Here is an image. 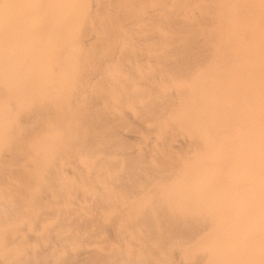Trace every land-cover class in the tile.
Instances as JSON below:
<instances>
[{"label":"rangeland","instance_id":"374dc122","mask_svg":"<svg viewBox=\"0 0 264 264\" xmlns=\"http://www.w3.org/2000/svg\"><path fill=\"white\" fill-rule=\"evenodd\" d=\"M212 1L215 3H212ZM252 1L253 0H217V2L215 0H0V90L3 92H0V164H4L3 166L0 165V168L2 167L1 169L4 168L0 172H5L0 174V196H2L0 197V204H2V200H5L2 206L0 205V237H3L2 240L0 238V260H3L0 261V264H9L10 262L12 264H17L20 259L21 262L18 264H153L156 259L157 263L155 261L154 264H264V135L262 130L264 81H262L258 64H250L244 61L247 51H245L243 47L244 42L251 40L253 37L255 26L252 27V20H255L257 25L262 21L261 13L254 18V12L252 10L249 11V9L252 8ZM142 2H144V4ZM153 3L156 4L154 5ZM209 3H212V6ZM88 5H90V7ZM141 5L144 6V10L142 9L143 11L140 12ZM192 6L194 7L192 8ZM149 7H152V9ZM4 8L6 10H4ZM216 8L221 11H217ZM138 12L140 13L138 14ZM184 13L186 15H184ZM212 13H215V15ZM142 14H144V16H142ZM89 15H91L92 18H90L91 16L88 17ZM161 16L162 18L166 16L167 19L166 17L163 18L166 19L164 21L162 18L159 19ZM170 17H174L175 19H171ZM215 17L216 19H214ZM179 18L183 20L181 21ZM213 23L216 24V27ZM151 25H154L152 27L155 29L152 28ZM148 26L151 28H147ZM209 26L210 29H208ZM137 28L140 30H137ZM158 28H160L159 30L161 31L157 30ZM151 29L153 31H151ZM132 31L134 32L133 34ZM157 31L160 34L157 33ZM189 31L192 32L191 35ZM198 31L201 32L199 33ZM161 32L164 37H162ZM195 32H198V34H195ZM143 33H146L144 34L145 36L142 35ZM141 35L143 37L140 38ZM202 36L203 38L201 39ZM126 38H130L131 40H129L131 42ZM124 39L129 43L126 42L122 44V41L125 42ZM210 40L213 41L211 42ZM127 43L129 45L132 43V46H129ZM136 43L139 46H137ZM204 43L207 45L206 47H204ZM208 43L212 48L209 47ZM121 46L123 47L121 48ZM127 46L131 47V49ZM135 46L138 47L137 50ZM139 47L144 53L139 51ZM124 50L125 52H123ZM129 50L133 51L129 52ZM127 51L130 53L129 55ZM202 52L203 54L205 52L208 53L203 55ZM123 53L124 56L122 57L124 59L121 57ZM135 53L138 54L135 55ZM140 54L143 55V57H139ZM202 57L205 59H202ZM141 58H145L143 59L144 61ZM116 59H118V61ZM126 60L127 64L131 63L130 66H126ZM199 60L204 62H200ZM116 63L118 65H116L117 67L115 66ZM120 63H122V65H119ZM109 64L110 66H108ZM194 66L195 68L193 69ZM119 67L121 70L119 69V71H117L116 69ZM131 68L133 71H131ZM157 68L159 71H157ZM190 69L193 72H190ZM166 71L168 75L165 73ZM187 71L188 73L184 76ZM108 72L109 74H106ZM120 73L124 75V77L122 76L121 78ZM189 73L194 74L191 75ZM87 77L89 80L86 79ZM108 78H113L115 81ZM105 79L108 80L107 84L109 85L106 84ZM186 79L188 80L185 81ZM168 81H170L171 84ZM193 81L196 82L194 83ZM183 82L187 83L185 84ZM188 82H190V84ZM102 83L104 86L101 85ZM191 83L194 84L191 85ZM93 84H97V86L94 85L95 90L93 89ZM188 84L193 86H189L191 87L192 93L190 88L185 86ZM48 85L51 90L47 87ZM91 85L93 87H91ZM102 86L104 88H102ZM123 86H125V89ZM130 86H136L137 88L135 89ZM120 87L122 89H120ZM131 88L134 91L130 90ZM165 88L166 90L169 88L171 89L166 92L161 91L163 89L165 90ZM47 89L49 91H47ZM73 89L75 91H72ZM99 89L100 92L98 91ZM116 89L118 92L122 93H118ZM106 90L109 91L107 92ZM52 91H54V93ZM143 91H146L145 94ZM154 92H156L155 95ZM160 92L163 95L160 94ZM102 93L104 94L102 95ZM111 93L113 95L115 93V95L111 96ZM62 94H64L65 97L64 101L62 100L64 99ZM135 94L142 95L145 98H141V96L139 101V95L136 97ZM149 95H152L151 98H149ZM77 96L80 97L77 98ZM108 97L110 98L108 99ZM135 97L138 98L137 101L141 104L136 101ZM103 98L108 99L104 102V105L102 101L104 100ZM69 101H71V103ZM114 101L116 103H114ZM75 103L77 106H75ZM37 106L39 108L43 107L40 110ZM82 106L84 108L86 106L85 111ZM88 106L90 110H92L93 107V111H90ZM105 106L108 108H104ZM66 107H68L69 110H66ZM115 107L118 108L115 109ZM110 108L112 109L108 110ZM168 108H170L171 111ZM96 109L100 110V112L99 110L96 111L97 114L95 112ZM112 110L114 114L115 110H117L116 114L119 116L114 115L111 112ZM67 111H70L72 115L67 113ZM32 112H35V115ZM50 113L52 114L49 118ZM57 114H59V116ZM102 114L103 116H101ZM112 116H114V118ZM23 117L25 120H23ZM38 117L39 119H37ZM41 118L45 119L41 120ZM115 118L117 121L114 122V120H116ZM119 118L120 121H118ZM89 120L92 124L89 123ZM85 121L88 122L83 124ZM95 121L96 123H94ZM108 121H110V124ZM97 123L101 126H96ZM159 123L160 125L164 123L165 128H161L164 126L161 125L160 127ZM165 123H167L168 126ZM233 123L235 124L233 125ZM19 124H21V126ZM219 125L223 126L220 127ZM155 126L159 131L158 129L156 130ZM15 127L20 129L17 128V130ZM39 128L44 131L42 132ZM102 128L107 129L106 133L108 132V134H104L105 130L102 131ZM178 129L179 131L181 130L183 134L177 132ZM31 130L37 131V133H35L38 135L36 136ZM12 131L14 132L12 133ZM80 132L81 134H79ZM159 132H166L167 134H158ZM92 133H97V135L99 133V135L93 134V136H96L94 138L92 137ZM83 134L85 136L90 134L89 136L92 140L89 136H83V139L80 138ZM162 134L165 136L162 137ZM101 135L103 137L100 138ZM72 136L77 137L74 138L73 142L70 141L73 139ZM20 138L22 141H25L22 142ZM85 138H87L86 142L83 141ZM108 138L110 140H108ZM194 138H196L195 140L198 142H195ZM216 138L218 140H216ZM103 140L104 148L101 144ZM70 142H72V144L76 143V145L71 147ZM95 142L101 144H98V146L101 147L100 150ZM193 142L197 143V145ZM87 145H92L88 148L90 150L87 149ZM214 145L217 146L214 147ZM193 146L196 152H193ZM195 146H198L197 149ZM65 147L70 150L67 154L66 152L68 150L65 152ZM78 147L82 149L84 153L80 151ZM74 149L77 150V153H79V151L81 153H76V155H82V158L80 156H75V158L77 157L79 160L77 161L78 163L75 162L77 159H75L73 155V153L76 152ZM109 150L111 152H109ZM7 151L8 154H2L7 153ZM57 151L62 154H57ZM200 151L204 153L201 155ZM63 153L66 154H64V158L61 156ZM194 153H197V155ZM16 154L18 155L15 156ZM70 154H72L73 157L69 156ZM186 154L187 156L193 155L191 156V160H189L190 156L187 159V156H185ZM3 155H5V157H3ZM97 155L98 157L95 159ZM179 155L183 159H181ZM68 156L70 159L66 158ZM103 156H106L107 159ZM184 156L186 157L185 159ZM24 157H26L25 159L27 160H25ZM102 157L104 159H102ZM72 158L73 161L75 160L74 162ZM94 159L95 162H93ZM111 159L114 160L112 161ZM17 160L20 163H18ZM22 160H25V163L24 161L22 162ZM61 160H64L61 162L64 166L61 165ZM87 160L93 165L90 163L86 164L88 163L86 162ZM184 160L189 161L185 162ZM80 162H82V164ZM99 162L103 167H100ZM184 162L187 163V165H185ZM59 163L64 169L60 165L58 167ZM106 163L108 164L107 166ZM114 163L115 165H113ZM10 164L14 167H11ZM28 164H31V167H38L40 164L41 168L39 165V168L35 167L33 170V167H28ZM80 164L82 167L87 165L85 168L89 165V169L81 168ZM94 164H98V166H94ZM15 165H19L17 166L19 168L15 167ZM21 165H23V167ZM77 165H80L79 170ZM110 165H112L111 168L114 169V171L109 168ZM48 167L51 168L49 169ZM101 168H103L102 171ZM94 169L96 171L97 169L100 170L99 172H95ZM14 170L18 172H14ZM176 170L179 172L177 173ZM62 171H64V173ZM79 171H81L80 173L82 176H84L86 172L88 177H90L91 173L94 171L98 175L97 179L99 177L97 181L103 179L97 182L95 173H92L94 178L92 176L89 179L87 176L83 178L80 176ZM19 172H22V174ZM106 172H108L107 174L109 175L105 174ZM71 173L78 177L76 178ZM100 173L103 175L101 176ZM42 174H45L47 179H45V175ZM23 175L26 179L29 178L30 182L29 179L26 180ZM49 175L50 177H48ZM53 175H55L54 177L56 178H54ZM7 177H11L12 179ZM57 178L59 181H55ZM64 178L65 180H63ZM92 178L93 180L91 181L90 179ZM31 179L36 184H34ZM86 180L89 184L91 183V186H89ZM60 181H62V185H60ZM24 182L28 184V187L25 185L27 188H25ZM85 182L88 184L89 190ZM15 185H17V187ZM33 185L34 188H32ZM45 185H48V187ZM55 187H57V189ZM90 187L93 189L92 191ZM22 188L25 189V192H23ZM26 189L30 194L32 193L31 190H35V192L30 196ZM7 190L9 191L7 192ZM82 190L85 192L84 194ZM254 190L255 192H253ZM87 191H90L89 194L86 193ZM53 194L57 195L54 196ZM13 195L17 197L15 196V198ZM54 197L56 199L55 202L53 199ZM7 198L11 200L9 202L10 204ZM27 198L28 200L30 199L29 201L31 204ZM90 199H93V201H90ZM227 199L229 200L227 201ZM11 202L16 204L19 209L17 207L16 209L14 207L15 205ZM57 202L59 204H57ZM66 202L68 203L64 205ZM61 203L63 204L61 205ZM48 204L51 205L52 209ZM55 204H57L56 206H58L59 209ZM70 204L73 205L74 208L70 207ZM78 204L80 207L77 206ZM223 205H225V210ZM27 207H30L32 211L30 209L28 210ZM63 207L67 208L64 210ZM12 208H15V210ZM25 208L27 209L24 212ZM59 210H61V212ZM63 212L67 213L65 214ZM69 212H71V214ZM15 213L18 214L15 215ZM57 213H61V215ZM31 214L33 216H31ZM28 215L31 216L30 219ZM25 216L26 218H24ZM228 216L230 220L227 218ZM15 217L17 219H15ZM69 218L71 220H69ZM261 218L263 221H261ZM25 219H29L32 222L28 220L25 221ZM58 219L60 222H58ZM64 219L66 221L68 220V222ZM18 221L20 224H24L20 226ZM61 221L63 223H61ZM26 223L30 227L28 225L25 226ZM56 223L58 225L52 226ZM59 223H61V226ZM15 224L19 227L15 226ZM205 224L210 231L205 228ZM45 225H47V227ZM70 225L71 227L75 226L72 228L73 230H70ZM199 225L204 226V228ZM218 226H221L220 229L217 228ZM10 227L13 229L15 228V231ZM49 227L51 229H48ZM52 227L55 229L57 228L56 231ZM122 227L123 229H121ZM153 227L155 230L152 229ZM176 227L178 229H176ZM215 228L217 229L215 230ZM221 228H224V230ZM24 229L26 231H24ZM58 229L61 230L64 236H60L61 233ZM135 229L142 232L138 233ZM21 230H23L22 232L25 235H23ZM83 230L87 231H84L86 234ZM177 230L178 232H176ZM4 231H6L7 234ZM67 231L69 233L71 232V234L69 235ZM190 231L191 234H188ZM75 232L79 236H75ZM9 233H12L11 235L14 236V238H12ZM206 233L210 235L213 233L214 237L211 236V238ZM192 234L195 235V237ZM191 235L193 236L192 238ZM57 236H59L60 239ZM84 236L85 238H83ZM66 237L69 238L66 239ZM209 237L210 239H208ZM16 238H18V240H16ZM20 238H22V240ZM7 239L8 242L6 241ZM17 243L20 249H18ZM197 243L200 245L198 246ZM196 244L197 246H195ZM10 246L13 249H11ZM26 246L29 247V249ZM194 247L198 248V250ZM15 248L18 250L16 251ZM6 249L8 250L6 251ZM206 249L208 252H205ZM226 250L228 251L226 252ZM196 251L198 253L200 251L202 254H197ZM19 252L23 253L20 255ZM176 252L178 254H176ZM26 254L28 259L25 257ZM16 255H19V257L14 259ZM8 257L13 259L8 261L6 260ZM225 260L228 261L226 262Z\"/></svg>","mask_w":264,"mask_h":264},{"label":"bare ground","instance_id":"6f19581e","mask_svg":"<svg viewBox=\"0 0 264 264\" xmlns=\"http://www.w3.org/2000/svg\"><path fill=\"white\" fill-rule=\"evenodd\" d=\"M91 1H93V0H91ZM117 1H118V0H117ZM164 1H165V0H164ZM199 1H200V0H199ZM210 1H211V0H210ZM215 1L217 2V0H215ZM250 1H251V0H250ZM69 2H70V1H69ZM108 2H109V1H108ZM162 2H163V1H162ZM205 2H206V1H205ZM252 2H253V4H252V8L249 9V11L252 10V11L254 12V13H253V17H254V18H256L257 15H258L259 13H261V15H262L261 20H262V21H261L260 24L257 25V24L255 23V20H252V27L255 26V31L253 32V37L251 38V40H247V41H245L244 44H243L244 50L247 51V54H246V56L244 57V61L247 62V63H250V64H252V63H254V64H258V68H259V72H260V75H261L262 81H264V0H253ZM97 3H98V2H97ZM142 3L144 4V2H142ZM207 3H208V2H207ZM212 3H215V2L212 1ZM212 3H211V4H212ZM71 4H72V3H71ZM88 4H90V3H88ZM149 4H150V3H149ZM149 4H148V5H149ZM153 4H154V3H153ZM155 4H156V3H155ZM155 4H154V5H155ZM209 4H210V3H209ZM211 4H210V5H211ZM91 5H92V3H91ZM154 5H153V6H154ZM197 5H198V4H197ZM197 5H196V6H197ZM219 5H220V4H219ZM69 6H70V5H69ZM88 6L90 7V5H88ZM141 6H142V7L140 8V9H141L140 12L144 10V9H143L144 6H143V5H141ZM149 6H150V5H149ZM203 6H204V5H203ZM211 6H212V5H211ZM215 6H216V4H215ZM33 7H34V6H33ZM193 7H194V6H192V8H193ZM242 7H243V6H242ZM9 8H10V7H9ZM87 8H88V7H87ZM107 8H108V7H107ZM149 8L152 9V7H149ZM149 8H148V9H149ZM153 8H154V7H153ZM190 8H191V7H190ZM37 9H38V8H37ZM142 9H143V10H142ZM154 9H155V8H154ZM154 9H153V10H154ZM4 10H6V9L4 8ZM64 10H65V9H64ZM91 10H92V9H91ZM181 10H182V9H181ZM208 10H209V9H208ZM210 10H211V9H210ZM216 10H217V8H216ZM216 10H215V11H216ZM219 10H220V9H219ZM219 10H217V11H219ZM85 11H86V10H85ZM88 11H89V10H88ZM147 11H148V10H147ZM186 11H187V10H186ZM186 11H185V13H187ZM212 11H214V10H212ZM212 11H211V12H212ZM220 11H221V10H220ZM220 11H219V12H220ZM6 12H7V11H6ZM140 12H138V14H139ZM181 12H183V11H181ZM1 13H2V12H1ZM3 13H4V12H3ZM66 13H67V12H66ZM88 13H90V12H88ZM104 13H105V12H104ZM160 13H161V12H160ZM185 13H184V15H186ZM190 13H191V11H190ZM217 13H218V12H217ZM250 13H251V12H250ZM9 14H10V13H9ZM13 14H14V13H13ZM58 14H59V13H58ZM112 14H113V13H112ZM138 14H137V15H138ZM209 14H211V13H209ZM212 14H213V13H212ZM218 14H219V13H218ZM103 15H104V14H103ZM187 15H188V13H187ZM190 15H191V14H190ZM203 15H204V14H203ZM213 15H215V13H214ZM90 16H91V15H89L88 17H90ZM140 16H141V15H140ZM142 16H144V14H142ZM177 16H178V15H177ZM194 16H195V15H194ZM205 16H207V15H205ZM208 16H210V15H208ZM211 16H212V15H211ZM217 16H218V15H217ZM235 16H236V15H235ZM9 17H10V16H9ZM27 17H28V16H27ZM100 17H102V16H100ZM133 17H134V16H133ZM165 17H166V16H165ZM165 17H163V18H165ZM241 17H242V16H241ZM90 18H92V16H91ZM130 18H131V17H130ZM160 18H162V16L159 17V19H160ZM163 18H162L163 21L167 19V17H166V19H163ZM170 18L173 19L174 17H173V18L170 17ZM206 18H207V17H206ZM208 18H209V17H208ZM35 19H36V18H35ZM131 19H133V18H131ZM159 19H158V20H159ZM174 19H175V18H174ZM179 19H180L181 21L183 20V19H181V18H179ZM214 19H216V17H215ZM2 20H3V19H2ZM85 20H86V19H85ZM134 20H135V18H134ZM137 20H138V19H137ZM184 20H185V19H184ZM193 20H194V18H193ZM220 20H221V19H220ZM0 21H1V20H0ZM145 21H146V20H145ZM187 21H188V20H187ZM190 21H191V20H190ZM204 21H205V20H204ZM209 21H210V20H209ZM138 22H139V21H138ZM142 22H143V21H142ZM148 22H149V21H148ZM210 22H212V21H210ZM214 22H215V20H214ZM221 22H222V21H221ZM74 23H75V22H74ZM84 23H85V22H84ZM88 23H89V25H90V22H89V21H88ZM91 23H92V22H91ZM108 23H109V21H108ZM111 23H112V22H111ZM139 23H140V22H139ZM150 23H151V22H150ZM160 23H161V22H160ZM183 23H184V22H183ZM202 23H203V22H202ZM206 23H207V22H206ZM216 23H217V22H216ZM79 24H80V23H79ZM86 24H87V23H86ZM92 24H93V23H92ZM128 24H129V23H128ZM211 24H212V23H211ZM235 24H236V23H235ZM83 25H84V24H83ZM110 25H111V24H110ZM135 25H136V24H135ZM142 25H143V24H142ZM161 25H162V24H161ZM209 25H210V24H209ZM213 25L215 26L216 24L213 23ZM67 26H68V25H67ZM119 26H120V25H119ZM140 26H141V25H140ZM143 26H144V25H143ZM145 26H146V25H145ZM152 26H154V25H151V27H152ZM164 26H165V24H164ZM211 26H212V25H211ZM85 27H86V25H85ZM91 27H92V25H91ZM112 27H113V26H112ZM138 27H139V26H138ZM151 27H150V28H151ZM162 27H163V25H162ZM200 27H201V26H200ZM215 27H216V26H215ZM217 27H218V25H217ZM250 27H251V26H250ZM118 28H119V27H118ZM122 28H123V27H122ZM133 28H134V26H133ZM141 28H142V27H141ZM147 28H149V26H148ZM150 28H149V29H150ZM152 28H154V27H152ZM202 28H203V27H202ZM202 28H201V29H202ZM241 28H242V27H241ZM243 28H244V27H243ZM55 29H56V28H55ZM110 29H111V28H110ZM123 29H124V28H123ZM123 29H122V30H123ZM138 29H139V28H137V30H138ZM154 29H155V28H154ZM159 29H160V28H158L157 30H159ZM208 29H210V26H209ZM213 29H214V28H213ZM131 30H132V29H131ZM131 30H130V31H131ZM139 30H140V29H139ZM202 30H203V29H202ZM205 30H206V28H205ZM97 31H98V30H97ZM123 31H124V30H123ZM123 31H122V32H123ZM126 31H127V29H126ZM144 31H145V30H144ZM151 31H153V30L151 29ZM151 31H149V32H151ZM154 31H155V30H154ZM159 31H161V30H159ZM169 31H170V30H169ZM169 31H168V32H169ZM221 31H222V30H221ZM83 32H84V31H83ZM170 32H172V31H170ZM180 32H182V31H180ZM198 32L200 33L201 31H198ZM198 32H195V34H196V33L198 34ZM205 32H208V31H205ZM236 32H237V31H236ZM133 33H134V32L132 31V34H133ZM157 33H159V32L157 31ZM163 33H164V32H163ZM166 33H167V32H166ZM191 33H192V32L189 31V34H190V35H191ZM135 34H136V33H135ZM144 34H146V33H143L142 35H144ZM159 34H160V33H159ZM170 34H171V33H170ZM170 34H169V36H170ZM204 34H205V33H204ZM213 34H214V33H213ZM138 35H139V34H138ZM142 35L140 36V38L143 37ZM161 35H162V32H161ZM166 35H167V34H166ZM177 35H178V34H177ZM201 35H202V34H201ZM205 35H206V34H205ZM226 35H227V34H226ZM6 36H7V35H6ZM9 36H10V35H9ZM81 36H82V33H81ZM81 36H80V38H81ZM123 36H124V35H123ZM127 36H128V35H127ZM135 36H136V35H135ZM135 36H134V37H135ZM144 36H145V35H144ZM148 36H149V35H148ZM192 36H193V35H192ZM199 36H200V35H199ZM199 36H198V37H199ZM2 37H3V36H2ZM160 37H161V36H160ZM162 37H164V36L162 35ZM180 37H181V35H180ZM185 37H186V35H185ZM93 38H94V37H93ZM95 38H96V37H95ZM170 38H171V37H170ZM202 38H203V36L201 37V39H202ZM6 39H8V38H6ZM87 39H88V38H87ZM87 39H86V40H87ZM112 39H113V38H112ZM126 39H128V38H126ZM129 39H130V38H129ZM129 39H128V40H129ZM192 39H193V38H192ZM124 40H125V39H124ZM130 40H131V39H130ZM130 40H129V41H130ZM157 40H158V39H157ZM199 40H200V39H199ZM214 40H216V39H214ZM84 41H85V40H84ZM117 41H118V40H117ZM117 41H116V42H117ZM166 41H167V40H166ZM168 41H170V40H168ZM205 41H206V40H205ZM207 41H208V40H207ZM207 41H206V42H207ZM210 41H211V40H210ZM212 41H213V40H212ZM212 41H211V42H212ZM76 42H77V41H76ZM76 42H75V43H76ZM126 42H128V41H126V40H125V42L122 41V44H123V43H126ZM130 42H131V41H130ZM145 42H146V41H145ZM153 42H154V41H153ZM208 42H209V41H208ZM211 42H210V43H211ZM80 43H81V41H80ZM128 43H129V42H128ZM128 43H127V44H128ZM171 43H172V42H171ZM133 44H134V42H133ZM139 44H141V43H139ZM150 44H153V43H150ZM175 44H176V42H175ZM177 44H178V43H177ZM208 44H209V43H208ZM85 45H86V44H85ZM128 45H129V44H128ZM130 45L132 46V43H131ZM130 45H129V46H130ZM136 45H137V43H136ZM167 45H168V44H167ZM170 45H171V44H170ZM204 45H205V43H204ZM211 45H212V44H211ZM93 46H94V45H93ZM137 46H139V45H137ZM147 46H148V44H147ZM175 46H176V45H175ZM201 46H202V45H201ZM206 46H207V45H205L204 47H206ZM75 47H76V46H75ZM81 47H82V46H81ZM88 47H89V46H88ZM117 47H118V46H117ZM122 47H123V46H121V48H122ZM127 47H128V46H127ZM127 47H126V48H127ZM135 47H136V46H135ZM143 47H144V46H143ZM193 47H194V46H193ZM199 47H200V46H199ZM199 47H198V48H199ZM209 47H210V44H209ZM209 47H208V48H209ZM12 48H13V47H12ZM78 48H79V47H78ZM91 48H92V47H91ZM121 48H119V49H121ZM128 48L131 49V47H128ZM132 48H133V47H132ZM156 48H157V47H156ZM194 48H195V47H194ZM210 48H212V47H210ZM68 49H69V48H68ZM137 49H138V47H136V50H137ZM141 49H142V48H141ZM149 49H151V48H149ZM163 49H164V48H163ZM173 49H174V48H173ZM182 49H184V48H182ZM199 49H200V48H199ZM201 49H203V48H201ZM205 49H206V48H205ZM234 49H235V47H234ZM166 50H167V49H166ZM168 50H169V49H168ZM207 50H208V49H207ZM131 51H133V50H129V52H131ZM139 51H141V50H140V47H139ZM139 51H138V52H139ZM197 51H198V50H197ZM211 51H214V50H211ZM211 51H210V52H211ZM91 52H92V51H91ZM123 52H125V50H124ZM129 52L127 51L128 55L130 54ZM134 52H135V50H134ZM141 52H142V51H141ZM167 52H169V51H167ZM187 52H188V51H187ZM75 53H76V52H75ZM121 53H122V52H121ZM142 53H144V51H143ZM152 53H153V52H152ZM158 53H159V52H158ZM164 53H165V52H164ZM173 53H174V52H173ZM188 53H190V52H188ZM205 53H208V52H205ZM205 53L203 54V52H202L203 55H206ZM64 54H65V53H64ZM116 54H117V53H116ZM137 54H138V53H137ZM137 54L135 53V55H137ZM148 54H149V53H148ZM148 54H147V55H148ZM168 54H169V53H168ZM202 54H201V55H202ZM37 55H38V54H37ZM89 55H90V54H89ZM133 55H134V54H133ZM229 55H230V54H229ZM100 56H101V55H100ZM118 56H119V55H118ZM122 56H124V53H123V55H121V57H122ZM210 56H211V55H210ZM115 57H116V56H115ZM115 57H114V58H115ZM132 57H133V56H132ZM139 57H143V55L140 54ZM146 57H147V56H146ZM146 57H145V58H146ZM151 57H152V56H151ZM164 57H165V56H164ZM164 57H163V58H164ZM200 57H201V56H200ZM207 57H208V55H207ZM207 57H206V59H207ZM239 57H240V56H239ZM116 58H117V57H116ZM122 58H123V57H122ZM134 58H135V56H134ZM145 58H143V59H145ZM210 58H211V57H210ZM81 59H82V58H81ZM123 59H124V58H123ZM141 59H142V58H141ZM143 59H142V60H143ZM164 59H165V58H164ZM168 59H170V58H168ZM197 59H198V58H197ZM199 59H201V58H199ZM202 59H205V58L202 57ZM219 59H220V58H219ZM91 60H92V59H91ZM110 60H111V59H110ZM116 60L118 61V59H116ZM134 60H135V59H134ZM139 60H140V59H139ZM146 60H147V59H146ZM150 60H152V59H150ZM237 60H238V59H237ZM82 61H83V60H82ZM112 61H113V60H112ZM129 61H131V60H129ZM143 61H144V60H143ZM156 61H157V60H156ZM173 61H175V60H173ZM199 61H200V62H204V61H201V60H199ZM199 61H198V62H199ZM241 61H242V60H241ZM114 62H115V61H114ZM121 62H122V61H121ZM123 62H125V61H123ZM148 62H149V61H148ZM150 62H151V61H150ZM152 62H153V61H152ZM160 62H162V61H160ZM190 62H191V61H190ZM190 62H188V63H190ZM194 62H195V61H194ZM198 62H197V63H198ZM200 62H199V63H200ZM125 63L127 64V60H126ZM125 63H124V64H125ZM137 63H138V62H137ZM192 63H193V62H192ZM247 63H246V65H247ZM74 64H75V63H74ZM110 64H112V63H110ZM110 64H109L108 66H110ZM128 64H129V63H128ZM128 64H127L126 66H130L131 63H130L129 65H128ZM163 64H164V63H163ZM207 64H208V63H207ZM116 65H117V63L115 64V66H116ZM119 65H122V63H120ZM132 65H133V64H132ZM138 65H139V64H138ZM142 65H143V64H142ZM153 65H154V64H153ZM160 65H161V64H160ZM196 65H197V64H196ZM201 65H202V64H201ZM209 65H210V64H209ZM79 66H80V65H79ZM81 66H82V65H81ZM111 66H112V65H111ZM117 66H118V65H117ZM117 66H116V67H117ZM205 66H206V65H205ZM205 66H204V67H205ZM106 67H107V66H106ZM113 67H114V66H113ZM122 67H123V66H122ZM124 67H125V65H124ZM136 67H137V66H136ZM204 67H203V68H204ZM207 67H208V66H207ZM54 68H56V67H54ZM148 68H149V66H148ZM194 68H195V66L193 67V69H194ZM196 68H198V67H196ZM248 68H249V67H248ZM253 68H254V67H253ZM255 68H256V67H255ZM258 68H257V69H258ZM104 69H105V67H104ZM111 69H112V68H111ZM111 69H108V70H111ZM119 69H120V67H119L118 69H116V70L119 71ZM135 69H136V68H135ZM137 69H139V68H137ZM145 69H146V68H145ZM150 69H151V67H150ZM153 69H154V68H153ZM191 69H192V68H191ZM191 69H190V70H191ZM199 69H200V68H199ZM27 70H28V69H27ZM80 70H81V69H80ZM120 70H121V69H120ZM141 70H143V69H141ZM141 70H140V71H141ZM148 70H149V69H148ZM155 70H156V69H155ZM168 70H169V69H168ZM196 70H198V69H196ZM248 70H249V69H248ZM7 71H8V70H7ZM37 71H38V70H37ZM117 71H115V72H117ZM131 71H133L132 68H131ZM157 71H159L158 68H157ZM44 72H45V71H44ZM78 72H79V71H78ZM81 72H82V71H81ZM81 72H80V73H81ZM110 72H111V71H110ZM112 72H113V71H112ZM120 72H121V71H120ZM162 72H164V71H162ZM179 72H180V71H179ZM190 72H193V71L191 70ZM203 72H204V71H203ZM206 72H207V71H206ZM92 73H93V71H92ZM101 73H102V72H101ZM118 73H119V72H118ZM133 73H134V72H133ZM165 73L167 74V71H166ZM176 73H177V72H176ZM187 73H188V71L185 72V75H184V76H186ZM196 73H198V72H196ZM212 73H213V72H212ZM44 74H46V73H44ZM90 74H91V73H90ZM102 74H103V73H102ZM106 74H109V72L106 73ZM111 74H112V73H111ZM113 74H114V72H113ZM113 74H112V75H113ZM120 74H121V73H120ZM137 74H138V73H137ZM142 74H143V72H142ZM142 74H141V75H142ZM144 74H145V73H144ZM166 74H165V75H166ZM173 74H174V73H173ZM177 74H178V73H177ZM189 74H191V73H189ZM192 74H194V73H192ZM192 74H191V75H192ZM204 74H205V73H204ZM27 75H28V74H27ZM57 75H58V74H57ZM112 75H111V76H112ZM114 75H115V74H114ZM118 75H119V74H118ZM135 75H136V74H135ZM141 75H140V77H141ZM167 75H168V74H167ZM191 75H190V76H191ZM244 75H245V74H244ZM104 76H105V75H104ZM122 76L124 77V75L121 74V78H122ZM187 76H188V75H187ZM195 76H196V74H195ZM250 76H251V75H250ZM60 77H61V76H60ZM77 77H78V76H77ZM142 77H144V76H142ZM192 77H193V76H192ZM234 77H235V76H234ZM45 78H46V77H45ZM99 78H100V77H99ZM113 78H114V76H113ZM113 78H112V79L108 78V79L113 80ZM130 78H131V77H130ZM170 78H171V77H170ZM183 78H187V77H183ZM195 78H196V77H195ZM75 79H76V78H75ZM86 79L89 80L88 77H87ZM92 79H93V78H92ZM96 79H97V78H96ZM100 79H102V78H100ZM125 79H127V78H125ZM165 79H166V78H165ZM175 79H176V78H175ZM191 79H192V78H191ZM244 79H245V78H244ZM105 80H106V79H105ZM187 80H188V79H186L185 81H187ZM189 80H190V79H189ZM97 81H98V80H97ZM97 81H96V82H97ZM101 81H102V80H101ZM107 81H108V80H106V84H107ZM113 81H115V80H113ZM122 81H123V80H122ZM125 81H126V80H125ZM182 81H183V80H182ZM36 82H37V81H36ZM76 82H77V81H76ZM76 82H75V83H76ZM85 82H86V81H85ZM91 82H92V81H91ZM98 82H99V81H98ZM104 82H105V81H104ZM127 82H128V81H127ZM164 82H165V81H164ZM168 82H170V81H168ZM191 82H192V81H191ZM193 82L195 83L196 81H193ZM110 83H111V82H110ZM113 83H114V82H113ZM128 83H129V82H128ZM176 83H177V82H176ZM179 83H180V82H179ZM181 83H182V82H181ZM183 83L186 84L187 82H183ZM188 83L190 84V82H188ZM194 83H191V85L194 84ZM204 83H205V82H204ZM87 84H88V83H87ZM97 84H98V83H97ZM97 84H96V85L93 84V86H94V85L97 86ZM131 84H132V83H131ZM164 84H165V83H164ZM170 84H171V82H170ZM189 84H188V85H185V86H188V87L191 86V85H189ZM226 84H227V83H226ZM3 85H4V84H3ZM45 85H46V84H45ZM88 85H89V84H88ZM101 85H103V83H102ZM107 85H109V84H107ZM113 85H114V84H113ZM118 85H119V84H118ZM129 85H130V83H129ZM132 85H133V84H132ZM161 85H162V84H161ZM174 85H175V84H174ZM177 85H178V84H177ZM54 86H55V85H54ZM54 86H53V87H54ZM82 86H83V85H82ZM93 86L91 85V87H93ZM95 86H94V88H93L94 90H95ZM103 86H104V85H103ZM103 86H102V88H104ZM121 86H122V85H121ZM136 86H137V85H136ZM136 86H130V87H134V88L136 89V88H137ZM13 87H14V86H13ZM39 87H40V86H39ZM47 87L50 88L49 85H48ZM51 87H52V86H51ZM55 87H58V86H55ZM99 87H100V86H99ZM99 87H98V88H99ZM124 87H125V86H123V88H124ZM159 87H160V86H159ZM159 87H157V88H159ZM165 87H166V86H165ZM167 87H168V86H167ZM169 87H170V86H169ZM171 87H173V86H171ZM191 87H193V86H191ZM191 87H189L190 90H191ZM219 87H220V86H219ZM2 88H3V87H2ZM2 88H1V89H2ZM98 88H97V89H98ZM100 88H101V87H100ZM105 88H106V87H105ZM113 88H114V86H113ZM139 88H140V87H139ZM204 88H205V87H204ZM5 89H6V88H5ZM40 89H41V88H40ZM57 89H58V88H57ZM97 89H96V90H97ZM106 89H107V88H106ZM120 89H122V88L120 87ZM124 89H125V88H124ZM169 89H171V88H169ZM169 89H167V90H169ZM172 89H173V88H172ZM186 89H187V88H186ZM194 89H195V88H194ZM194 89H193V90H194ZM2 90H3V89H2ZM33 90H34V89H33ZM50 90H51V88H50ZM52 90H53V89H52ZM55 90H56V88H55ZM90 90H91V89H90ZM102 90H103V89H102ZM109 90L111 91L110 88H109ZM109 90H108V91H109ZM116 90H117V89H116ZM130 90H133V89L131 88ZM160 90H161V89H160ZM167 90H166V88H165V90L163 89V90H161V91H165V92H166ZM176 90H177V89H176ZM222 90H223V89H222ZM244 90H245V89H244ZM47 91H49V90L47 89ZM72 91H75V90L73 89ZM98 91L100 92V89H99ZM106 91H107V90H106ZM108 91H107V92H108ZM112 91H113V90H112ZM124 91H125V90H124ZM124 91H123V92H124ZM133 91H134V90H133ZM260 91H261V90H260ZM0 92H2V91L0 90ZM50 92H51V91H50ZM52 92L54 93V91H52ZM91 92H92V90H91ZM101 92H102V91H101ZM104 92H105V91H104ZM113 92H114V91H113ZM117 92H118V90H117ZM143 92H144V91H143ZM145 92H146V91H145ZM145 92H144V94H145ZM2 93H3V92H2ZM55 93H56V92H55ZM95 93H96V92H95ZM95 93H93V94H95ZM118 93H122V92H118ZM118 93H117V94H118ZM147 93H148V92H147ZM149 93H150V92H149ZM152 93H153V92H152ZM158 93H159V92H158ZM180 93H181V92H180ZM191 93H192V90H191ZM260 93H261V92H260ZM262 93H263V92H262ZM6 94H7V93H6ZM47 94H48V92H47ZM51 94H52V93H51ZM71 94H72V93H71ZM79 94H80V93H79ZM96 94H98V93H96ZM103 94H104V93H102V95H103ZM117 94H116V95H117ZM150 94H151V93H150ZM155 94H156V92H154V95H155ZM160 94H162V93L160 92ZM164 94H165V93H164ZM189 94H190V93H189ZM256 94H257V93H256ZM1 95H2V94H1ZM48 95H49V94H48ZM52 95H53V94H52ZM62 95H63L62 97L64 98V99H62V100L64 101V100H65L64 94H62ZM65 95H66V94H65ZM72 95H73V94H72ZM109 95H110V94H109ZM114 95H115V93H114ZM114 95L111 93V96H114ZM119 95H120V94H119ZM122 95H123V94H122ZM137 95H139V94H137ZM137 95L135 94L136 97H138ZM162 95H163V94H162ZM184 95H185V94H184ZM190 95H191V94H190ZM223 95H224V94H223ZM53 96H54V95H53ZM82 96H83V95H82ZM106 96H107V95H106ZM141 96H142V95H141ZM141 96L139 95V97H138L139 99L135 97V98H136V101H137V99L140 101V97H141ZM149 96H150V95H149ZM151 96H152V95H151ZM151 96H150L149 98H151ZM159 96H160V95H159ZM78 97H80V96H77V98H78ZM83 97H85V96H83ZM83 97H82V98H83ZM101 97H102V96H101ZM118 97H119V96H118ZM198 97H199V96H198ZM261 97H262V96H261ZM85 98H86V97H85ZM105 98H106V97H105ZM109 98H110V97H108V99H109ZM114 98H115V97H114ZM116 98H117V97H116ZM141 98H145V97L142 96ZM185 98H186V97H185ZM233 98H234V97H233ZM26 99H27V97H26ZM103 99H104V98H103ZM108 99H104V100H102V101H103V105H104V102H105L106 100H108ZM153 99H154V98H153ZM179 99H180V98H179ZM76 100H77V99H76ZM81 100H82V99H81ZM85 100H86V99H85ZM96 100H97V99H96ZM116 100H118V99H116ZM145 100H146V99H145ZM151 100H152V99H151ZM71 101H72V100H71ZM71 101H69V102L71 103ZM109 101L113 102L112 100H109ZM109 101H108V102H109ZM139 101H137V102H139ZM66 102H67V101H66ZM86 102H87V100H86ZM99 102L102 103L101 101H99ZM232 102H233V101H232ZM261 102H262V100H261ZM64 103H65V102H64ZM77 103H78V102H77ZM109 103H110V102H109ZM114 103H116V102L114 101ZM139 103H140V102H139ZM178 103H179V102H178ZM140 104H141V103H140ZM180 104H181V103H180ZM1 105H2V104H1ZM10 105H11V103H10ZM27 105H28V104H27ZM43 105H44V104H43ZM73 105H74V104H73ZM80 105H81V104H80ZM106 105H107V104H106ZM110 105H111V104H110ZM119 105H120V103H119ZM258 105H259V104H258ZM13 106H14V104H13ZM16 106H17V105H16ZM75 106H77L76 103H75ZM83 106H84V105H83ZM83 106H82V107H83ZM96 106H97V105H96ZM96 106H95V107H96ZM107 106H108V105H107ZM107 106H105L104 108H108ZM111 106H112V105H111ZM126 106H127V105H126ZM130 106H131V105H130ZM130 106H129V107H130ZM0 107H1V106H0ZM34 107H35V106H34ZM34 107H33V108H34ZM37 107H38V106H37ZM42 107H43V106H42ZM42 107H41V108H42ZM88 107H89V106H88ZM11 108H12V106H11ZM38 108H39V107H38ZM41 108H39V109L41 110ZM44 108H45V107H44ZM76 108H77V107H76ZM83 108H84V107H83ZM85 108H86V106H85ZM85 108H84V111H85ZM97 108H98V107H97ZM117 108H118V107H117ZM117 108L115 107V109H117ZM121 108H122V107H121ZM2 109H3V108H2ZM39 109H38V110H39ZM48 109H49V108H48ZM48 109H47V113H48ZM52 109H53V108H52ZM67 109H68V107H66V110H67ZM100 109H101V108H100ZM102 109H103V107H102ZM111 109H112V108H110V109H108V110H111ZM119 109H120V108H119ZM168 109H170V108H168ZM247 109H248V108H247ZM254 109H255V108H254ZM3 110H4V109H3ZM32 110H33V109H32ZM63 110H64V109H63ZM66 110H65V111H66ZM68 110H69V109H68ZM76 110H77V109H76ZM89 110H90V107H89ZM89 110H88V111H89ZM98 110H99V109H98ZM98 110L96 109L95 112L98 111ZM106 110H107V109H106ZM113 110H114V109H113ZM113 110L111 111L112 113H113ZM15 111H16V108H15ZM15 111H14V112H15ZM27 111H28V110H27ZM54 111H55V110H54ZM70 111H71V110H70ZM70 111H69V112L67 111V113H70ZM88 111H87V112H88ZM90 111H93V107H92V110H90ZM116 111H117V110H115V114L113 113L114 115H117V114H116V113H117ZM119 111H120V110H119ZM132 111H133V110H132ZM170 111H171V109H170ZM41 112H42V111H41ZM44 112H45V111H44ZM49 112H50V110H49ZM52 112H53V110H52ZM74 112H75V111H74ZM77 112H78V111H77ZM99 112H100V110H99ZM102 112H103V110H102ZM146 112H147V111H146ZM146 112H145V113H146ZM168 112H169V111H168ZM190 112H191V111H190ZM255 112H256V111H255ZM32 113H33V112H32ZM34 113H35V112H34ZM34 113H33V114H34ZM105 113H106V111H105ZM107 113H108V112H107ZM112 113H111V115H112ZM132 113H133V112H132ZM147 113H148V112H147ZM150 113H151V112H150ZM165 113H166V112H165ZM23 114H24V113H23ZM33 114H32V116H33ZM51 114H52V113H50L49 118L51 117ZM70 114L72 115V113H70ZM75 114H76V113H75ZM78 114H79V113H78ZM96 114H97V112H96ZM96 114H95V115H96ZM119 114H120V113H119ZM28 115H29V114H28ZM34 115H35V114H34ZM42 115H44V114H42ZM57 115L59 116V114H57ZM68 115H69V114H68ZM98 115H100V114H98ZM108 115H109V113H108ZM111 115H110V116H111ZM127 115H128V114H127ZM141 115H142V114H141ZM143 115H144V114H143ZM151 115H152V114H151ZM2 116H3V115H2ZM25 116H26V114H25ZM25 116H24V117H25ZM37 116H38V115H37ZM83 116H84V115H83ZM101 116H103V114H102ZM117 116H119V115H117ZM117 116H116V118H117ZM154 116H155V115H154ZM24 117H23V120H25ZM33 117H34V116H33ZM54 117H55V116H54ZM54 117H53V118H54ZM68 117H69V116H68ZM74 117H75V115H74ZM97 117H99V116H97ZM112 117L114 118V116H112ZM167 117H168V116H167ZM20 118H22V117H20ZM64 118H65V117H64ZM80 118H81V117H80ZM103 118H104V117H103ZM106 118H107V116H106ZM116 118H115V119H116ZM37 119H39V117H38ZM44 119H45V118H43V119L41 118V120H44ZM72 119H73V116H72ZM78 119H79V118H78ZM82 119H83V118H82ZM84 119H85V117H84ZM89 119H90V118H89ZM109 119L111 120L110 117H109ZM121 119H122V118H121ZM153 119H154V118H153ZM164 119H165V118H164ZM23 120H22V121H23ZM47 120H48V117H47ZM67 120H68V119H67ZM101 120H102V119H101ZM159 120H160V119H159ZM248 120H249V119H248ZM19 121H20V120H19ZM31 121H32V119H31ZM34 121H35V119H34ZM37 121H38V120H37ZM59 121H60V120H59ZM69 121H70V120H69ZM72 121H73V120H72ZM115 121H117V119L114 120V122H115ZM118 121H120V118H119ZM165 121H166V119H165ZM170 121H171V120H170ZM224 121H225V120H224ZM20 122H21V121H20ZM23 122H25V121H23ZM40 122H41V121H40ZM43 122H45V121H43ZM48 122H49V121H48ZM86 122H88V121H85V123L83 122V124H86ZM106 122H107V121H106ZM108 122H109V124H110V121H108ZM112 122H113V121H112ZM114 122H113V123H114ZM162 122H163V121H162ZM174 122H175V121H174ZM248 122H249V121H248ZM21 123H22V122H21ZM25 123H27V122H25ZM29 123H30V122H29ZM45 123H46V122H45ZM64 123H65V122H64ZM89 123L92 124V122H91L90 120H89ZM89 123H88V124H89ZM94 123H96V121H95ZM157 123H158V122H157ZM157 123H156V124H157ZM43 124H44V123H43ZM101 124H102V123H101ZM165 124L167 125V123H165ZM170 124H171V123H170ZM215 124H216V123H215ZM221 124H222V123H221ZM227 124H228V123H227ZM230 124H231V123H230ZM230 124H229V125H230ZM234 124H235V123H233V125H234ZM19 125L21 126V124H19ZM62 125H63V124H62ZM72 125H73V124H72ZM95 125H96V124H95ZM105 125H106V124H105ZM112 125H113V124H112ZM159 125H160V123H159ZM161 125H162V124H161ZM161 125H160V127H161ZM205 125H207V124H205ZM216 125H217V124H216ZM231 125H232V124H231ZM242 125H243V124H242ZM20 126H19V127H20ZM74 126H76V125H74ZM87 126H88V125H87ZM92 126H93V125H92ZM96 126H101V125H99V124L97 123ZM107 126H108V125H107ZM157 126H158V125H157ZM162 126H164V127H161V128L164 129V128H165L164 123H163ZM167 126H168V125H167ZM219 126L222 127L223 125H222V126L219 125ZM248 126H249V125H248ZM13 127H14V125H13ZM13 127H12V129H13ZM40 127H41V126H40ZM76 127H77V126H76ZM83 127H84V126H83ZM83 127H82V128H83ZM104 127H105V126H104ZM158 127H159V126H158ZM171 127H172V126H171ZM178 127H179V126H178ZM207 127H208V126H207ZM230 127H232V126H230ZM4 128H5V127H4ZM15 128L17 129L18 127H15ZM20 128H22V127H20ZM20 128H18V129H20ZM23 128H24V127H23ZM41 128H42V127H41ZM41 128H39V129L41 130ZM66 128H67V127H66ZM74 128H75V127H74ZM85 128H86V127H85ZM93 128H95V127H93ZM100 128H101V127H100ZM106 128H107V127H106ZM155 128H156V126H155ZM161 128H160V129H161ZM205 128H206V126H205ZM217 128H218V127H217ZM18 129H17V130H18ZM25 129H26V128H25ZM39 129H38V130H39ZM51 129H52V127H51ZM68 129H69V128H68ZM96 129H97V128H96ZM102 129H103V128H102ZM157 129H158V128H156V130H157ZM180 129H181V128H180ZM227 129H228V128H227ZM17 130H16V131H17ZM32 130H33V129H32ZM32 130H31V131H32ZM75 130H76V128H75ZM81 130H82V129H81ZM91 130H92V129H91ZM98 130H99V129H98ZM104 130H105V131H104ZM106 130H107V129H103V130H102V131H104V134H108V132L106 133ZM110 130H111V128H110ZM112 130H113V129H112ZM174 130H175V129H174ZM262 130H263V135H264V108H263V117H262ZM24 131H25V130H24ZM41 131L43 132L44 130H41ZM45 131H46V130H45ZM77 131H79V130H77ZM158 131H159V129H158ZM160 131H165V130H160ZM176 131H177V130H176ZM218 131H219V130H218ZM13 132H14V131H12V133H13ZM33 132H34V133H35V132L37 133V131H32V133H33ZM96 132H97V131H96ZM110 132H111V131H110ZM110 132H109V133H110ZM177 132L182 133L181 130L179 131V129H178ZM227 132H228V131H227ZM227 132H226V133H227ZM36 133H35V135H36ZM39 133H40V132H39ZM72 133H74V132H72ZM75 133H76V132H75ZM160 133H164V132H159L158 134H160ZM165 133H166V132H165ZM165 133H164V134H165ZM184 133H185V132H184ZM222 133H223V132H222ZM235 133H236V131H235ZM260 133H261V132H260ZM79 134H81V132H80ZM93 134H94V133H92V137L95 138L96 136H93ZM95 134L97 135V133H95ZM95 134H94V135H95ZM166 134H167V133H166ZM166 134H165V135H166ZM182 134H183V133H182ZM186 134L188 135L187 132H186ZM233 134H234V133H233ZM37 135H38V134H37ZM37 135H36V136H37ZM76 135H77V134H76ZM89 135H90V134H89ZM89 135H86V136H89ZM98 135H99V133H98ZM98 135H97V136H98ZM102 135H103V133H102ZM102 135L100 136V138L104 136V135H103V136H102ZM109 135H110V134H109ZM122 135H123V134H122ZM125 135H126V134H125ZM165 135H164V136H165ZM237 135H238V134H237ZM245 135H246V134H245ZM29 136H30V135H29ZM83 136H85V135L83 134L82 136H80V138L83 139ZM86 136H85V137H86ZM160 136H161V135H160ZM164 136H163V134H162V137H164ZM250 136H251V135H250ZM24 137H25V136H24ZM26 137H28V136H26ZM33 137H34V136H33ZM72 137H73V136H72ZM89 137H90V136H89ZM106 137H107V136H106ZM106 137H105V138H106ZM131 137H132V136H131ZM18 138H19V137H18ZM29 138H31V137H29ZM74 138H77V137L74 136L73 139L70 140V141L73 142ZM87 138H88V137H87ZM87 138H85V140H83V141L86 142V139H87ZM100 138H99V139H100ZM150 138H151V137H150ZM160 138H161V137H160ZM160 138H159V139H160ZM25 139H26V138H25ZM90 139H91V137H90ZM97 139H98V138H97ZM97 139H96V140H97ZM154 139H155V138H154ZM195 139H196V138H194V140H195ZM237 139H238V138H237ZM20 140H21V138H20ZM23 140H24V139H23ZM30 140H31V139H30ZM91 140H92V139H91ZM108 140H110V139L108 138ZM149 140H150V139H149ZM194 140H193V141H194ZM216 140H218V139L216 138ZM228 140H229V139H228ZM263 140H264V136H263ZM21 141H22V140H21ZM24 141H25V140H24ZM24 141H22V142H24ZM78 141H80V140H78ZM94 141H95V140H94ZM100 141H101V140H100ZM111 141H112V140H111ZM72 142H70V143H71V147H72L73 145H76V143L72 144ZM75 142H76V141H75ZM81 142H82V141H81ZM98 142H99V141H98ZM151 142H152V141H151ZM195 142H198V141L195 140ZM195 142H193V143H194L195 145H197V143H195ZM243 142H244V141H243ZM252 142H253V141H252ZM255 142H256V141H255ZM66 143H67V142H66ZM82 143H83V142H82ZM95 143H96V142H95ZM95 143H92V144L96 145L97 143H96V144H95ZM103 143H104V140H103L102 143H101V144L103 145V148H104L105 146H104ZM107 143H108V142H107ZM107 143H106V144H107ZM112 143H113V142H112ZM193 143H192V144H193ZM78 144H79V143H78ZM83 144H84V143H83ZM90 144H91V143H90ZM98 144H99V143H98ZM98 144H97V146H98ZM101 144H99V145H101ZM108 144H109V143H108ZM65 145H67V144H65ZM110 145H111V144H110ZM110 145H109V146H110ZM6 146H7V145H6ZM6 146H5V147H6ZM77 146H78V145H77ZM80 146H81V145H80ZM87 146H88V147H87V149H88L90 145H87ZM91 146H92V145H91ZM91 146H90V147H91ZM97 146H96V147H97ZM111 146H112V145H111ZM199 146H200V145H199ZM215 146H217V145H214V147H215ZM30 147H31V146H30ZM75 147H76V146H75ZM81 147H82V146H81ZM172 147H173V146H172ZM197 147H198V146H197ZM197 147L195 146L196 149H197ZM214 147H213V148H214ZM245 147H246V146H245ZM0 148H1V147H0ZM58 148H59V147H58ZM73 148H74V147H73ZM78 148H79V147H78ZM98 148H99V150H100L101 147L98 146ZM175 148H176V147H175ZM24 149H25V148H24ZM92 149H94V148H92ZM106 149H107V148H106ZM192 149H193V152H196V150L194 149V146H193ZM211 149H212V148H211ZM13 150H14V149H13ZM64 150H65V152H66V150H68V149H66V147H65ZM74 150H76V149H74ZM79 150L82 151V149H80V148H79ZM88 150H90V149H88ZM99 150H98V151H99ZM190 150H191V149H190ZM194 150H195V151H194ZM20 151H21V150H20ZM25 151H26V150H25ZM59 151H60V150H59ZM69 151H70V150H68V151L66 152V154H67ZM80 151H79V153H80ZM85 151H86V149H85ZM107 151H108V150H107ZM197 151H198V150H197ZM203 151H204V150H203ZM210 151H211V150H210ZM210 151H209V152H210ZM2 152H3V151H2ZM17 152H19V151H17ZM17 152H16V153H17ZM57 152H58V151H57ZM82 152H83V151H82ZM96 152H97V151H96ZM100 152H101V151H100ZM103 152H106V151H103ZM109 152H111V151L109 150ZM155 152H156V151H155ZM191 152H192V150H191ZM200 152H201V155H202V153H204V152H202V151H200ZM21 153H22V152H21ZM60 153H61V152H58L57 154L60 155ZM71 153H73V152H71ZM76 153H77V150H76V152L73 153L74 158H75V156H80V155H76ZM79 153H77V154H79ZM83 153H84V152H83ZM86 153H87V152H86ZM86 153H85V154H86ZM92 153H93V151H92ZM101 153H102V152H101ZM189 153H190V152H189ZM189 153H188V154H189ZM2 154H5V155H6V154H8V151H7V153H2ZM9 154H11V153H9ZM14 154H15V152H14ZM57 154H56V155H57ZM61 154H62V153H61ZM64 154H65V153H63V155H61L63 158L65 157ZM66 154H65V155H66ZM80 154H81V153H80ZM89 154H90V153H89ZM98 154H99V153H98ZM112 154H113V153H112ZM167 154H168V152H167ZM169 154H170V153H169ZM175 154H176V153H175ZM194 154L197 155V153H194ZM206 154H207V152H206ZM5 155H3V157H5ZM17 155H18V154H16L15 156H17ZM22 155H23V154H22ZM24 155H25V154H24ZM32 155H33V154H32ZM41 155H42V154H41ZM73 155L70 154L69 156H72V157H73ZM99 155H100V154H99ZM102 155H103V154H102ZM105 155H107V154H105ZM113 155H114V154H113ZM164 155H165V154H164ZM180 155H181V153H180ZM180 155H179V156H180ZM182 155H183V152H182ZM182 155H181V156H182ZM198 155H199V154H198ZM203 155H204V154H203ZM8 156H9V155H8ZM54 156H55V155H54ZM69 156L66 157V158H69ZM81 156H82V155H81ZM81 156H80V157H81ZM83 156H84V155H83ZM85 156H86V155H85ZM108 156H110V155H108ZM114 156H115V155H114ZM165 156H166V155H165ZM173 156H174V154H173ZM181 156H180V158L183 159ZM185 156H187V154H186ZM185 156H184V159L186 158ZM189 156H190V155L187 156V159H188ZM191 156H193V155H191ZM191 156L189 157V160H191ZM1 157H2V156H1ZM19 157H20V156H19ZM21 157H23V156H21ZM26 157H27V156H26ZM26 157H24V159H25ZM32 157H33V156H32ZM80 157H79V158H80ZM86 157H87V156H86ZM97 157H98V155L95 157V159H96ZM103 157L106 158V156H103ZM103 157H102V159H104ZM14 158H15V157H14ZM17 158H18V157H17ZM81 158H82V157H81ZM99 158H100V157H99ZM99 158H98V159H99ZM110 158H111V157H110ZM170 158H171V156H170ZM2 159H3V158H2ZM12 159H13V158H12ZM18 159H19V158H18ZM22 159H23V158H22ZM40 159H41V158H40ZM69 159H70V158H69ZM75 159H77L76 161L74 160L75 162L79 161L77 157H76ZM86 159H87V158H86ZM86 159H85V160H86ZM88 159H89V158H88ZM90 159H92V158H90ZM95 159H94L93 162H95ZM102 159H101V160H102ZM106 159H107V158H106ZM106 159H105V160H106ZM114 159H115V158H114ZM114 159H111V160L113 161ZM168 159H169V158H168ZM175 159H176V158H175ZM181 159H180V160H181ZM0 160H1V159H0ZM5 160H6V159H5ZM10 160H11V159H10ZM15 160H16V159H15ZM25 160H27V159H25ZM25 160H22V162L24 161V163H25ZM58 160H60V159H58ZM64 160H65V159H64ZM64 160H63V161H64ZM66 160H67V159H66ZM80 160H81V159H80ZM99 160H100V159H99ZM99 160H98V161H99ZM170 160H171V159H170ZM180 160H179V161H180ZM189 160H187V161H189ZM13 161H14V160H13ZM17 161H18V160H17ZM29 161H30V160H29ZM63 161L61 160L60 163L63 162ZM72 161H73V158H72ZM74 161H73V162H74ZM88 161H89V160H87L86 162H88ZM90 161H91V160H90ZM102 161H103V160H102ZM108 161H109V160H108ZM184 161H185V160H184ZM187 161H185V162H187ZM8 162H9V161H8ZM22 162H21V163H22ZM53 162H54V161H53ZM56 162H57V161H56ZM70 162H71V161H70ZM83 162H84V161H83ZM100 162H101V161H100ZM100 162H99V163H100ZM167 162H168V161H167ZM181 162H182V161H181ZM185 162H184V163H185ZM10 163H11V162H10ZM18 163H20V162L18 161ZM60 163L58 164V167H59ZM66 163H68V162H66ZM77 163H78V162H77ZM80 163L82 164V162H80ZM89 163H90V162H88V163H86V164H89ZM99 163H98V164H99ZM108 163H109V162H108ZM115 163H116V162H115ZM115 163H114L113 165H115ZM170 163H171V162H170ZM11 164H12V163H11ZM11 164H10V166L12 167L13 165H11ZM14 164H17V163H14ZM32 164H33V163H32ZM41 164H42V163H41ZM81 164H80V165H81ZM83 164H85V163H83ZM90 164H91V163H90ZM98 164H96V165L98 166ZM176 164H177V163H176ZM0 165H2V164H0ZM3 165H4V164H3ZM3 165H2V166H3ZM24 165H25V164H24ZM28 165H29V164H28ZM30 165H31V164H30ZM30 165H29L28 167H31ZM33 165H34V164H33ZM36 165H37V163H36ZM39 165H40V164H39ZM39 165H38V167H37V166H34V167L32 166V167H33V170H34L35 167L39 168ZM61 165L64 166V164H62V163H61ZM61 165H60V166H61ZM68 165H70V164H68ZM68 165H67V167H68ZM75 165H76V164H75ZM80 165H77L78 170L80 169ZM91 165H93V164H91ZM96 165L94 164V166H96ZM101 165H102V164L100 163V167H103V166H101ZM107 165H108V164L106 163V166H107ZM185 165H187V163H185ZM185 165H184V166H185ZM226 165H227V164H226ZM234 165H235V164H234ZM8 166H9V165H8ZM17 166H19V165H17ZM17 166L15 165V167H17ZM21 166L23 167V165H21ZM54 166H55V165H54ZM86 166H87V165H85L84 167H82V165H81V168H84V169H87V168H88V169H89V165H88L87 168H85ZM111 166H112V165H110L109 168H111ZM177 166H179V165H177ZM181 166H182V165H181ZM240 166H241V165H240ZM4 167H5V166H4ZM11 167H10V168H11ZM13 167H14V166H13ZM24 167H26V166H24ZM28 167H26V168H28ZM32 167H31V168H32ZM61 167H62V166H61ZM61 167H60V168H61ZM71 167H72V166H71ZM104 167H105V165H104ZM116 167H117V166H116ZM116 167H114V168H116ZM169 167H170V166H169ZM173 167H174V165H173ZM224 167H225V166H224ZM261 167H262V166H261ZM1 168H2V167H1ZM1 168H0V171H2V170L4 169V168H3V169H1ZM17 168H19V167H17ZM26 168H25V169H26ZM37 168H36V170H37ZM40 168H41V165H40ZM48 168H49V167H48ZM50 168H51V167H50ZM50 168H49V169H50ZM56 168H57V164H56ZM62 168L64 169V167H62ZM62 168H61V170H62ZM68 168H69V167H68ZM90 168H91V167H90ZM92 168H93V167H92ZM96 168H97V167H96ZM144 168H145V167H144ZM236 168H237V167H236ZM11 169H12V168H11ZM21 169H22V168H21ZM44 169H45V168H44ZM65 169H66V168H65ZM70 169H71V168H70ZM76 169H77V168H76ZM102 169H103V168H101V171H102ZM111 169H112V168H111ZM120 169H121V168H120ZM182 169H183V168H182ZM244 169H245V168H244ZM263 169H264V168H263ZM7 170H8V169H7ZM22 170H23V169H22ZM22 170H21V171H22ZM38 170H39V169H38ZM51 170H52V169H51ZM51 170H50V171H51ZM67 170L69 171V169H67ZM74 170H75V169H74ZM82 170H83V169H82ZM92 170H93V169H92ZM94 170H95V169H94ZM99 170H100V169H99ZM99 170L97 169L98 172H99ZM108 170H109V169H108ZM252 170H253V169H252ZM16 171H17V170H16ZM16 171L14 170V172H16ZM30 171H31V170H30ZM30 171H29V172H30ZM44 171H45V170H44ZM48 171H49V170H48ZM75 171H76V170H75ZM75 171H74V172H75ZM85 171H86V170H85ZM90 171H91V169H90ZM97 171L95 170V172H97ZM101 171H100V172H101ZM112 171H114V169H112ZM117 171H118V170H117ZM253 171H254V170H253ZM17 172H18V171H17ZM39 172H40V171H39ZM62 172L64 173V171H62ZM69 172H71V171H69ZM74 172H73V173H74ZM80 172H81V171H79V173H80ZM83 172H84V170H83ZM83 172H82V173H83ZM86 172H87V171H86ZM86 172L84 173V174H85L84 176H87L88 179L92 176V173H95V172L93 171V172L91 173L90 177H88V175H86ZM109 172H110V171H109ZM176 172H177V170H176ZM178 172H179V171H178ZM178 172H177V173H178ZM256 172H257V171H256ZM3 173H5V172H2V173L0 172V174H3ZM7 173H8V172H7ZM19 173H20V172H19ZM34 173H35V172H34ZM53 173H55V172H53ZM63 173H62V174H63ZM73 173H71V174H73ZM79 173H77V174H79ZM88 173H90V172H88ZM88 173H87V174H88ZM107 173H108V172H106L105 174H107ZM248 173H249V172H248ZM16 174H17V173H16ZM20 174H22V172H21ZM37 174H38V172H37ZM69 174H70V173H69ZM75 174H76V172H75ZM75 174H73V175L75 176ZM95 174H96V173H95ZM95 174H94V175H95ZM100 174H101V173H100ZM103 174H104V172H103ZM103 174H101V176H102ZM175 174H176V173H175ZM13 175H14V174H13ZM27 175H28V174H27ZM42 175H45V174H42ZM63 175H64V174H63ZM63 175H62V176H63ZM107 175H109V174H107ZM245 175H246V173H245ZM14 176H16V175H14ZM14 176H12V177H14ZM18 176H19V174H18ZM54 176H55V175H53V177H54ZM58 176H59V175H58ZM62 176H61V178H62ZM66 176H67V175H66ZM80 176H82L81 173H80ZM84 176H82V177L84 178ZM97 176H98V175L96 174V181L99 179V177H98V179H97ZM23 177L25 178L24 175H23ZM26 177H27V176H26ZM29 177H30V176H29ZM45 177H46V175H45ZM48 177H50V175H49ZM63 177H64V176H63ZM75 177L77 178L78 176H75ZM82 177H81V178H82ZM92 177H93V176H92ZM104 177H105V175H104ZM202 177H203V176H202ZM222 177H223V176H222ZM222 177H221V178H222ZM7 178H11V177H7ZM14 178H15V177H14ZM54 178H56V177H54ZM59 178H60V176H59ZM66 178H67V177H66ZM71 178H74V177H71ZM81 178H80V179H81ZM93 178H94V177H93ZM93 178L90 179V180L92 181ZM260 178H261V176H260ZM1 179H2V178H1ZM11 179H12V178H11ZM20 179H22V178H20ZM25 179H26V178H25ZM28 179H29V178H27L26 180H28ZM32 179H33V178H32ZM32 179H31V181H32ZM45 179H47V177H46ZM69 179H70V177H69ZM74 179H75V178H74ZM102 179H103V178H102ZM102 179H101V180H102ZM253 179H254V178H253ZM253 179H252V180H253ZM15 180H16V179H15ZM57 180H58V178H57L55 181H57ZM63 180H65V178H64ZM70 180H71V179H70ZM84 180H85V179H84ZM84 180H83V181H84ZM101 180H99V181H101ZM255 180H256V179H255ZM255 180H254V181H255ZM258 180H259V179H258ZM24 181H25V180H24ZM34 181H35V180H34ZM43 181H44V180H43ZM45 181H46V180H45ZM58 181H59V180H58ZM74 181H75V180H74ZM83 181H82V182H83ZM99 181H97V182H99ZM259 181H260V180H259ZM262 181H263V180H262ZM15 182H16V181H15ZM29 182H30V179H29ZM32 182H33V181H32ZM50 182H51V179H50ZM61 182H62V181H60V183H61ZM75 182H77V181H75ZM86 182H87V180H86ZM86 182H85V185L88 186L89 183L87 182L88 184H86ZM93 182H94V181H93ZM233 182H234V181H233ZM21 183H22V182H21ZM21 183H20V184H21ZM24 183H25V182H24ZM24 183H23V184H24ZM33 183H34V182H33ZM45 183H46V182H45ZM52 183H53V182H52ZM56 183H57V182H56ZM78 183H79V181H78ZM9 184H12V183H9ZM14 184H15V183H14ZM29 184H30V183H29ZM34 184H36V183H34ZM48 184H49V183H48ZM76 184H77V183H76ZM79 184H80V183H79ZM90 184H91V183H90ZM90 184H89V186H91ZM96 184H97V183H96ZM235 184H236V183H235ZM243 184H245V183H243ZM252 184H253V183H252ZM17 185H18V184H17ZM17 185H15V186L17 187ZM25 185H27V187H28V184L25 183L24 186H25ZM38 185H39V184H38ZM53 185H54V183H53ZM53 185H52V186H53ZM60 185H62V183H61ZM70 185H71V183H70ZM72 185H73V184H72ZM261 185H262V184H261ZM261 185H260V186H261ZM24 186H23V187H24ZM36 186H37V185H36ZM36 186H35V187H36ZM45 186L48 187V185H45ZM49 186H50V185H49ZM63 186H64V185H63ZM87 186H86V187H87ZM89 186H88V190H89ZM94 186H95V183H94ZM254 186H255V185H254ZM260 186H259V187H260ZM16 187H15V188H16ZM18 187H19V186H18ZM27 187L25 186V188H27ZM38 187H39V186H38ZM40 187H41V186H40ZM47 187H45V188H47ZM50 187H51V186H50ZM53 187H54V186H53ZM70 187H72V186H70ZM70 187H69V188H70ZM74 187H75V186H74ZM84 187H85V186H84ZM98 187H99V186H98ZM247 187H248V186H247ZM32 188H34V185H33ZM32 188H31V189H32ZM43 188H44V187H43ZM55 188L57 189V187H55ZM55 188H54V189H55ZM90 188H91V187H90ZM93 188H94V187H93ZM96 188H97V186H96ZM257 188H258V186H257ZM260 188H261V187H260ZM263 188H264V187H263ZM263 188H262V190H263ZM4 189H5V188H4ZM22 189H23V188H22ZM35 189H36V188H35ZM51 189H52V188H51ZM59 189H60V188H59ZM61 189H62V188H61ZM61 189H60V190H61ZM75 189H76V188H75ZM84 189H85V188H84ZM86 189H87V188H86ZM99 189H100V188H99ZM248 189H249V188H248ZM14 190H15V189H14ZM24 190H25V189H23V192H25ZM26 190H27V189H26ZM29 190H30V189H29ZM38 190H39V189H38ZM62 190H63V189H62ZM92 190H93V189L91 188V191H92ZM95 190H96V189H95ZM0 191H1V190H0ZM8 191H9V190H7V192H8ZM36 191H37V190H36ZM54 191H55V190H54ZM82 191H83V190H82ZM98 191H99V190H98ZM101 191H102V190H101ZM170 191H171V190H170ZM244 191H246V190H244ZM2 192H3V189H2ZM2 192H1V193H2ZM10 192H11V191H10ZM10 192H9V193H10ZM23 192H22V193H23ZM27 192H28V190H27ZM31 192L33 193V192H35V190H34V191L31 190ZM42 192H43V191H42ZM42 192H41V194H42ZM52 192H53V190H52ZM55 192H56V191H55ZM55 192H54V194H55ZM89 192H90V191H89ZM89 192L87 191L86 193L89 194ZM93 192H94V191H93ZM96 192H97V190H96ZM96 192H94V193H96ZM253 192H255V190H254ZM4 193H5V192H4ZM9 193H7V194H9ZM20 193H21V191H20ZM20 193H19V194H20ZM28 193H29V192H28ZM32 193H31V194H32ZM59 193H60V192H59ZM82 193L84 194L85 192L83 191ZM82 193H81V194H82ZM216 193H217V192H216ZM220 193H221V192H220ZM7 194H6V195H7ZM10 194H11V193H10ZM29 194H30V193H29ZM31 194H30V196H31ZM54 194H53V195H54ZM165 194H166V193H165ZM233 194H234V193H233ZM259 194H260V193H259ZM0 195H1V194H0ZM11 195H12V194H11ZM20 195H21V194H20ZM20 195H19V196H20ZM56 195H57V194H56ZM56 195H54V196H56ZM227 195H228V194H227ZM4 196H5V195H4ZM13 196H14V195H13ZM15 196H16V195H15ZM15 196H14V197H15ZM23 196H25V195H23ZM23 196H22V197H23ZM39 196H40V195H39ZM49 196H50V195H49ZM51 196H52V195H51ZM66 196H67V195H66ZM66 196H65V198H66ZM89 196H90V195H89ZM169 196H171V195H169ZM0 197H2V196H0ZM16 197H17V196H16ZM16 197H15V198H16ZM20 197H21V196H20ZM59 197H61V196H59ZM68 197H69V196H68ZM68 197H67V198H68ZM92 197H93V195H92ZM99 197H100V196H99ZM237 197H238V196H237ZM239 197H240V196H239ZM262 197H263V196H262ZM24 198H25V197H24ZM24 198H23V200H24ZM29 198H30V197H29ZM39 198H40V197H39ZM51 198H52V197H51ZM84 198L87 199L86 197H84ZM100 198H101V197H100ZM100 198H99V199H100ZM243 198H244V197H243ZM243 198H242V199H243ZM2 199H3V198H2ZM7 199H9V198H7ZM11 199H12V198H11ZM53 199H54V202H55V200H56L55 197H54ZM93 199H94V198H93ZM93 199H92V200L90 199V201H93ZM215 199H216V198H215ZM247 199H248V198H247ZM257 199H258V198H257ZM17 200H18V199H17ZM27 200H28V198H27ZM29 200H30V199H29ZM29 200H28V201H29ZM39 200H40V199H39ZM69 200H70V198H69ZM228 200H229V199H227V201H228ZM231 200H232V199H231ZM2 201H3V200H2ZM2 201H1V203L3 204V203L5 202V200H4L3 202H2ZM10 201H11V200L9 199L8 203H9ZM15 201H16V200H15ZM24 201H25V200H24ZM52 201H53V200H52ZM67 201H68V199H67ZM82 201H83V200H82ZM84 201H86V200H84ZM261 201H262V200H261ZM13 202H14V201H13ZM20 202H21V201H20ZM25 202H26V201H25ZM54 202H53V203H54ZM59 202H60V201H59ZM70 202H71V201H70ZM217 202H218V201H217ZM11 203H12V202H11ZM29 203H30V201H29ZM67 203H68V202L64 203V205L67 204ZM240 203H241V202H240ZM248 203H249V202H248ZM2 204H0V205L2 206ZM9 204H10V203H9ZM12 204H14V203H12ZM20 204H21V203H20ZM30 204H31V203H30ZM40 204H42V203H40ZM40 204H39V205H40ZM50 204H51V203H50ZM57 204H59V203L57 202ZM57 204H55V206H56ZM62 204H63V203H61V205H62ZM71 204H72V203H71ZM71 204H70V205H71ZM84 204H85V203H84ZM84 204H83V205H84ZM92 204H93V203H92ZM234 204H235V202H234ZM234 204H233V205H234ZM242 204H243V203H242ZM5 205H6V204H5ZM14 205H15L14 207L16 208V207H17L16 204H14ZM26 205H27V203H26ZM32 205H33V204H32ZM36 205H37V204H36ZM48 205H49V204H48ZM51 205H52V204H51ZM51 205H49V206H50V208L52 209L53 205H52V207H51ZM64 205H63V206H64ZM75 205H76V204H75ZM83 205H82V206H83ZM229 205H230V204H229ZM236 205H237V204H236ZM249 205H250V204H249ZM258 205H259V204H258ZM9 206H10V205H9ZM55 206H54V207H55ZM59 206H60V205H59ZM68 206H69V205H68ZM68 206H67V207H68ZM77 206L80 207L79 204H78ZM241 206H242V205H241ZM252 206H253V205H252ZM3 207H4V206H3ZM6 207H7V205H6ZM11 207H12V205H11ZM32 207H33V206H32ZM34 207L37 208L36 206H34ZM56 207H58V206H56ZM67 207H65V208H67ZM70 207L74 208L73 205H71ZM70 207H69V208H70ZM85 207H86V206H85ZM249 207H250V206H249ZM4 208H5V207H4ZM9 208H10V207H9ZM15 208H12V209L15 210ZM17 208H18V207H17ZM17 208H16V209H17ZM23 208H24V207H23ZM27 208H28V207H27ZM27 208H25L24 212L26 211ZM38 208H40V207H38ZM60 208H61V207H60ZM65 208L63 207L64 210H65ZM69 208H68V209H69ZM72 208H71V209H72ZM223 208H224V210H225V205H223ZM230 208H231V207H230ZM232 208H233V206H232ZM251 208H253V207H251ZM0 209H1V207H0ZM18 209H19V208H18ZM29 209H30V207L28 208V210H29ZM55 209H56V208H55ZM58 209H59V207H58ZM68 209H67V211H68ZM76 209H77V208H76ZM76 209H75V210H76ZM257 209H258V208H257ZM30 210L32 211V209H30ZM33 210H34V209H33ZM61 210H62V209H61ZM61 210H59V211L61 212ZM78 210H79V209H78ZM81 210H83V209H81ZM229 210H231V209H229ZM234 210H235V208H234ZM241 210H242V209H241ZM244 210H245V209H244ZM17 211H18V210H17ZM17 211H15V212H17ZM56 211H57V210H56ZM56 211H55V212H56ZM69 211H70V210H69ZM79 211H80V210H79ZM79 211H78V213H79ZM84 211H85V210H84ZM246 212H247V211H246ZM1 213H4V212H1ZM32 213H33V212H32ZM35 213H36V212H35ZM63 213H65V212H63ZM66 213H67V212H66ZM66 213H65V214H66ZM69 213L71 214V212H69ZM78 213H77V214H78ZM151 213H152V212H151ZM232 213H233V212H232ZM257 213H258V212H257ZM16 214H18V213H15V215H16ZM33 214H34V213H33ZM53 214H54V213H53ZM57 214H60V215H61V213H57ZM81 214H82V213H81ZM223 214H224V213H223ZM228 214H229V213H228ZM230 214H231V211H230ZM230 214H229V215H230ZM29 215H30V214H29ZM29 215H28V216H29ZM34 215H35V214H34ZM54 215H55V214H54ZM60 215H59V216H60ZM232 215H233V214H232ZM0 216H1V215H0ZM3 216H4V215H3ZM23 216H24V215H23ZM26 216H27V215H26ZM26 216H25L24 218H26ZM31 216H33V215L31 214ZM31 216H29V219H30ZM63 216H64V215H63ZM233 216H234V215H233ZM52 217H53V216H52ZM61 217H62V216H61ZM216 217H217V216H216ZM231 217H232V216H231ZM247 217H248V216H247ZM27 218H28V217H27ZM33 218H34V217H33ZM59 218H60V217H59ZM227 218L229 219V216H228ZM239 218H240V217H239ZM253 218H254V217H253ZM15 219H17V218L15 217ZM29 219H25V221L28 220V221L30 222L31 220H29ZM56 219H57V217H56ZM66 219H67V218H66ZM207 219H208V218H207ZM261 219H262V218H261ZM64 220H65V219H64ZM69 220H71V219L69 218ZM226 220H227V219H226ZM226 220H225V221H226ZM229 220H230V219H229ZM234 220H235V219H234ZM252 220H253V219H252ZM255 220H256V219H255ZM8 221H9V220H8ZM15 221H16V220H15ZM43 221H44V220H43ZM46 221H47V220H46ZM48 221H49V220H48ZM50 221H51V220H50ZM52 221H53V220H52ZM55 221H56V220H55ZM62 221H63V220H62ZM62 221H61V223H63ZM65 221H66V220H65ZM214 221H215V220H214ZM231 221H232V220H231ZM261 221H263V219H262ZM18 222H19V221H18ZM31 222H32V221H31ZM40 222H41V221H40ZM58 222H60L59 219H58ZM66 222H68V220H67ZM222 222H223V221H222ZM256 222H257V221H256ZM61 223H59L60 226H61ZM64 223H65V222H64ZM71 223H72V222H71ZM226 223H227V221H226ZM228 223H229V222H228ZM232 223H233V222H232ZM236 223H237V221H236ZM261 223H263V222H261ZM261 223H260V224H261ZM17 224H18V223H17ZM19 224H20V222H19ZM21 224H22V223H21ZM21 224H20V226H21ZM23 224H24V223H23ZM23 224H22V225H23ZM29 224H30V223H29ZM48 224H49V223H48ZM224 224H225V223H224ZM244 224H245V223H244ZM26 225H28V224L26 223L25 226H26ZM36 225H37V224H36ZM56 225H58V224L56 223L55 225L53 224L52 226H56ZM119 225H121V224H119ZM151 225H152V224H151ZM162 225H163V224H162ZM208 225H209V224H208ZM5 226H6V224H5ZM15 226H17V225L15 224ZM28 226H29V225H28ZM28 226H27V227H28ZM39 226H40V225H39ZM39 226H38V227H39ZM45 226L47 227V225H45ZM67 226H68V225H67ZM166 226H167V225H166ZM199 226H200V225H199ZM205 226H206L205 228L209 230V228H208V226H207L206 224H205ZM209 226H210V225H209ZM233 226H234V224H233ZM6 227H7V226H6ZM12 227H13V226H12ZM17 227H19V226H17ZM17 227H16V229H17ZM29 227H30V226H29ZM32 227H33V226H32ZM32 227H31V229H32ZM70 227H71V225H70ZM74 227H75V226H74ZM74 227H71L70 230H73L72 228H74ZM76 227H77V226H76ZM138 227H139V226H138ZM200 227H203V228H204V226H200ZM220 227H221V226H220ZM220 227L218 226L217 228L220 229ZM224 227H225V226H224ZM227 227H228V226H227ZM231 227H232V226H231ZM10 228H11V227H10ZM20 228H21V227H20ZM52 228H53L55 231H56V229H57V228L55 229L54 227H52ZM58 228H59V227H58ZM217 228H215V230H216ZM11 229H13V228H11ZM14 229H15V228H14ZM14 229H13V230H14ZM26 229H27V228H26ZM39 229H41V228H39ZM39 229H38V230H39ZM45 229H46V228H45ZM45 229H44V230H45ZM48 229H51V228L49 227ZM48 229H47V230H48ZM53 229H52V230H53ZM64 229H65V228H64ZM75 229H76V228H75ZM121 229H123V227H122ZM152 229H154V227H153ZM176 229H178V228L176 227ZM187 229H188V228H187ZM187 229H186V231H187ZM190 229H191V228H190ZM221 229L224 230V228H221ZM226 229H227V228H226ZM240 229H241V228H240ZM27 230H29V229H27ZM33 230H34V229H33ZM44 230H43V231H44ZM58 230H59V229H58ZM76 230H77V229H76ZM130 230H131V229H130ZM154 230H155V229H154ZM180 230H181V229H180ZM193 230H194V229H193ZM195 230H196V229H195ZM201 230H202V229H201ZM231 230H232V229H231ZM0 231H1V230H0ZM8 231H9V230H8ZM14 231H15V230H14ZM19 231H20V230H19ZM22 231H23V230H21V232H22ZM24 231H26V230L24 229ZM31 231H32V230H31ZM55 231H54V232H55ZM59 231H60V233H61V230H59ZM59 231H58V232H59ZM64 231H65V230H64ZM77 231H78V230H77ZM77 231H76V232H77ZM84 231H86V230H83V232H84ZM135 231H137L138 233H141V232H142V231L140 232L139 230H136V229H135ZM199 231H200V230H199ZM203 231H204V229H203ZM209 231H210V230H209ZM211 231H212V230H211ZM218 231H219V230H218ZM4 232L6 233V231H4ZM65 232H66V231H65ZM67 232H68V231H67ZM76 232H75V233H76ZM86 232H87V231H86ZM176 232H178V230H177ZM188 232H189V231H188ZM196 232H197V231H196ZM204 232H205V231H204ZM206 232H207V231H206ZM5 233H4V234H5ZM14 233H16V232H14ZM14 233H13V234H14ZM19 233H20V232H19ZM22 233H23V232H22ZM68 233H69V232H68ZM68 233H67V234H68ZM84 233H85V232H84ZM84 233H83V234H84ZM163 233H164V232H163ZM170 233H171V232H170ZM192 233H193V232H192ZM213 233H214V232H213ZM213 233H211L212 235H210V234H208V233H206V234H208L210 237H211V236L214 237V236H213ZM216 233H217V232H216ZM6 234H7V233H6ZM9 234H10V233H9ZM11 234H12V233H11ZM11 234H10V235H11ZM62 234H63V233H61L60 236H64V235H62ZM64 234H65V233H64ZM70 234H71V232L69 233V235H70ZM79 234H80V232H79ZM83 234H82V235H83ZM85 234H86V233H85ZM88 234H89V233H88ZM100 234H101V233H100ZM188 234H191V231H190V233H188ZM195 234H196V233H195ZM199 234H200V233H199ZM203 234H204V233H203ZM203 234H201V235H203ZM233 234H234V233H233ZM1 235H2V234H1ZM10 235H9V236H10ZM14 235H15V234H14ZM23 235H25V234L23 233ZM69 235H68V236H69ZM76 235H78V234L76 233L75 236H76ZM89 235H90V234H89ZM89 235H87V236H89ZM97 235H98V234H97ZM154 235H155V234H154ZM192 235H193V234H192ZM192 235H191V238H192L193 236L195 237V235H193V236H192ZM197 235H198V232H197ZM218 235H219V234H218ZM11 236H12V235H11ZM73 236H74V234H73ZM78 236H79V235H78ZM87 236H86V237H87ZM21 237H23V236H21ZM24 237H25V236H24ZM57 237L59 238V236H57ZM57 237H56V238H57ZM69 237H71V236H69ZM69 237H68V238H69ZM97 237H98V236H97ZM100 237H101V236H100ZM196 237H197V236H196ZM206 237H207V236H206ZM210 237H209L208 239H210ZM212 237H211V238H212ZM225 237H226V236H225ZM0 238H1V237H0ZM2 238H3V237H2ZM2 238H1V240H2ZM12 238H14V236H12ZM31 238H32V237H31ZM64 238H65V237H64ZM68 238L66 237V239H68ZM83 238H85V236H84ZM110 238H111V237H110ZM215 238H216V237H215ZM263 238H264V237H263ZM20 239L22 240V238H20ZM28 239H29V238H28ZM59 239H60V238H59ZM80 239H81V238H80ZM172 239H173V238H172ZM199 239H201V238H199ZM244 239H245V238H244ZM248 239H249V238H248ZM1 240H0V241H1ZM16 240H18V238H16ZM62 240H63V239H62ZM70 240H71V238H70ZM196 240H197V239H196ZM203 240H204V238H203ZM203 240H200V241H203ZM217 240H218V239H217ZM6 241L8 242V239H7ZM10 241H11V240H10ZM10 241H9V242H10ZM204 241H205V240H204ZM209 241H210V240H209ZM22 242H23V241H22ZM205 242H206V241H205ZM207 242H208V241H207ZM4 243H6V242H4ZM47 243H48V242H47ZM79 243H80V242H79ZM193 243H194V242H193ZM201 243H204V242H201ZM226 243H227V242H226ZM238 243H239V242H238ZM238 243H237V244H238ZM10 244H11V243H10ZM197 244H198V246L200 245L199 243H197ZM197 244H196L195 246H197ZM253 244H254V243H253ZM256 244H257V243H256ZM263 244H264V243H263ZM1 245H2V243H1ZM15 245H16V243H15ZM22 245H23V244H22ZM94 245H95V244H94ZM175 245H176V244H175ZM202 245H204V244H202ZM231 245H232V243H231ZM5 246H6V244H5ZM18 246H19V245H18V243H17V247H18ZM24 246H25V245H24ZM24 246H23V249L25 248ZM213 246H216V245H213ZM218 246H219V245H218ZM218 246H217V247H218ZM2 247H3V246H2ZM14 247H15V246H14ZM26 247H27V246H26ZM99 247H100V246H99ZM203 247H204V246H203ZM211 247H212V246H211ZM240 247H241V246H240ZM4 248H5V247H4ZM10 248H11V246H10ZM10 248H9V249H10ZM27 248L29 249V247H27ZM93 248H95V247H93ZM194 248L198 250V248H196V247H194ZM236 248H237V246H236ZM0 249H1V247H0ZM2 249H3V248H2ZM11 249H13V248H11ZM18 249H20V248L18 247ZM18 249L15 248L16 251H17ZM21 249H22V248H21ZM204 249H205V248H204ZM207 249H208V248H207ZM207 249L205 250V252L207 251ZM254 249H255V248H254ZM4 250H5V249H4ZM4 250H3V252H4ZM7 250H8V249H6V251H7ZM26 250H27V249H26ZM94 250H95V249H94ZM174 250H175V249H174ZM201 250H202V249H201ZM233 250H234V249H233ZM24 251H25V249H24ZM27 251H28V250H27ZM92 251H93V250H92ZM96 251H97V249H96ZM96 251H95V252H96ZM161 251H162V250H161ZM219 251H220V250H219ZM227 251H228V250H226V252H227ZM25 252H26V251H25ZM25 252H24V253H25ZM179 252H180V251H179ZM202 252H203V250H202ZM202 252L199 251V253H201V254H202ZM207 252H208V251H207ZM217 252H218V251H217ZM22 253H23V252H21V253L19 252L20 255H21ZM92 253H93V252H92ZM99 253H100V249H99ZM102 253H103V252H102ZM153 253H154V251H153ZM155 253H157V252H155ZM174 253H175V252H174ZM190 253H192V252H190ZM196 253L199 254L197 251H196ZM13 254H14V253H13ZM176 254H178V253L176 252ZM192 254H193V253H192ZM206 254H207V253H206ZM213 254H214V253H213ZM3 255H4V254H3ZM23 255H24V254H23ZM174 255H175V254H174ZM208 255H209V254H208ZM214 255H215V254H214ZM4 256H5V255H4ZM157 256H158V255H157ZM157 256H156V257H157ZM206 256H207V255H206ZM247 256H248V254H247ZM9 257H10V256H9ZM9 257H8V258H9ZM17 257H19V255H18V256L16 255V257H14V259L17 258ZM25 257L28 259L27 254L25 255ZM153 257H155V256H153ZM160 257H161V255H160ZM160 257H159V258H160ZM209 257H210V255H209ZM212 257H215V256H212ZM0 258H1V256H0ZM3 258H4V257H3ZM8 258L6 259V260H8V261H10V260L13 259V258H9V259H8ZM23 258H24V256H23ZM26 258H25V260H26ZM261 258H262V257H261ZM155 259H156V258H155ZM175 259H176V258H175ZM214 259H215V258H214ZM223 259H224V258H223ZM232 259H233V258H232ZM1 260H2V259H1ZM1 260H0V261H1ZM22 260H23V259H22ZM25 260H24V261H25ZM158 260H159V259H158ZM254 260H255V259H254ZM2 261H3V260H2ZM15 261H16V260H15ZM18 261H19V258H18ZM153 261H154V259H153ZM155 261H156V263H157V259H156ZM155 261L153 262V264L155 263ZM225 261H226V260H225ZM227 261H228V260H227ZM227 261H226V262H227ZM232 261H234V260H232ZM13 262H14V261H13ZM16 262H17V261H16ZM19 262H21V259H20ZM19 262H17V264H18ZM6 263H7V261H6ZM8 263H9V262H8ZM221 263H222V262H221ZM231 263H232V262H231ZM233 263H234V262H233ZM2 264H5V263H2ZM9 264H12V263L10 262ZM13 264H16V263H13ZM23 264H24V263H23ZM151 264H152V263H151Z\"/></svg>","mask_w":264,"mask_h":264}]
</instances>
